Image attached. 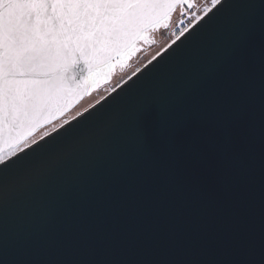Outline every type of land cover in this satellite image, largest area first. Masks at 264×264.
I'll return each instance as SVG.
<instances>
[{
    "label": "snow or ice",
    "instance_id": "6c2138e0",
    "mask_svg": "<svg viewBox=\"0 0 264 264\" xmlns=\"http://www.w3.org/2000/svg\"><path fill=\"white\" fill-rule=\"evenodd\" d=\"M194 6L0 0V264H264V0H211L111 107L33 134Z\"/></svg>",
    "mask_w": 264,
    "mask_h": 264
},
{
    "label": "rangeland",
    "instance_id": "374dc122",
    "mask_svg": "<svg viewBox=\"0 0 264 264\" xmlns=\"http://www.w3.org/2000/svg\"><path fill=\"white\" fill-rule=\"evenodd\" d=\"M204 1L206 0H200V5L203 4ZM177 16L178 9L175 13H173L170 21L168 22H174ZM162 27L163 24L146 33L148 39L139 41L136 45V50L133 51L131 56H124L119 62L115 63L114 68L108 71L107 76H105L104 72L101 71L97 77V83L89 89L83 100L63 118H69L70 116L76 115L77 113L83 112L85 109L91 107L108 94L109 91L114 90L117 86L132 76L133 73L137 72L145 64L150 62L154 56L161 53L170 44L169 40L166 41V35L161 33ZM58 122L59 120L54 123L58 124ZM53 124L40 129L36 136H39V133L45 129L52 127Z\"/></svg>",
    "mask_w": 264,
    "mask_h": 264
},
{
    "label": "water",
    "instance_id": "95a60500",
    "mask_svg": "<svg viewBox=\"0 0 264 264\" xmlns=\"http://www.w3.org/2000/svg\"><path fill=\"white\" fill-rule=\"evenodd\" d=\"M180 40H183V37H181ZM180 40H177L176 44H171V47L167 46L161 53H159V55L155 56L156 57L155 60L152 59L151 63L148 62L141 69H139L137 72H135V75L130 76L131 79L129 77L127 80H125L119 86H117L116 89L111 94H109L107 97L102 99L100 102L98 101L99 103L97 102L87 109L89 111H96V110H100L102 106L105 109H108L109 107H111L113 105V100L118 95L122 96L124 94H127L128 91L133 88L134 84H136L138 82V77L142 80L146 74L152 72L153 68L157 64V61H161L162 58L164 60H166L168 58L169 53L172 51V49L175 48L176 45L180 43ZM88 90H89V88H88ZM88 90L84 91L83 88H81V90L75 92V94L71 97V105L65 109V112L64 113H57L55 116H53L51 118L50 122H46L45 124H43L40 128L36 129L33 134L36 135L40 129H42L48 125H51L54 122L60 120L62 117H64V115H66L68 112H70L74 107H76L83 100V98L88 93ZM80 113H83L85 117L88 114L85 111L80 112ZM78 118H82V117H78ZM73 123H75V121H73ZM5 147H7V145H5Z\"/></svg>",
    "mask_w": 264,
    "mask_h": 264
},
{
    "label": "built area",
    "instance_id": "2783aa9c",
    "mask_svg": "<svg viewBox=\"0 0 264 264\" xmlns=\"http://www.w3.org/2000/svg\"><path fill=\"white\" fill-rule=\"evenodd\" d=\"M195 0H192V3ZM198 1V0H197ZM195 6L192 9H187V15L181 16V13L179 14L178 20L174 27L172 29L168 28L166 31V38L169 39L171 42L173 40H176V37L179 35V32L184 28L189 26V20L192 19V16L195 14L203 15V9L206 7L211 6V0L204 1L203 4L200 5V0L196 3H193ZM181 21H183V24H181ZM181 38V37H180Z\"/></svg>",
    "mask_w": 264,
    "mask_h": 264
},
{
    "label": "bare ground",
    "instance_id": "6f19581e",
    "mask_svg": "<svg viewBox=\"0 0 264 264\" xmlns=\"http://www.w3.org/2000/svg\"><path fill=\"white\" fill-rule=\"evenodd\" d=\"M111 93H112V92L109 91V93L106 94L103 98H101L100 101H101L102 99H104L105 97H107V96H108L109 94H111ZM100 101H99V102H100ZM79 113H80V112H79ZM75 116H76V115H75ZM72 117H73V116H70V119H71ZM70 119H69V120H70ZM60 123H62V122H60ZM51 128H52V127H51ZM51 128H50L49 130H51Z\"/></svg>",
    "mask_w": 264,
    "mask_h": 264
}]
</instances>
